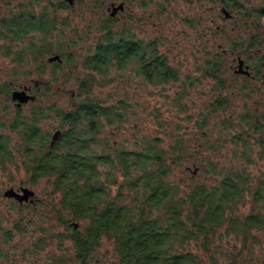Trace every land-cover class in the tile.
Wrapping results in <instances>:
<instances>
[{"label": "trees", "instance_id": "16d2710c", "mask_svg": "<svg viewBox=\"0 0 264 264\" xmlns=\"http://www.w3.org/2000/svg\"><path fill=\"white\" fill-rule=\"evenodd\" d=\"M212 1L219 2L223 18L225 10L233 15V6L248 20L247 24L253 20L248 50H255L256 57H249V64L239 39H234L229 40L231 51L248 63L249 74L236 71L239 61L235 69L229 68L223 49L203 63V74L215 82V96L197 120L205 139L198 145L212 154L227 150L231 158L226 163L212 160L209 155L201 163L194 160L193 169L201 170L200 174L193 173L182 158L188 152L183 137L167 145L162 138L154 137L134 148L108 143L106 137H100L105 126L126 121L131 107L127 95L114 99L96 93V87L115 80L110 76L113 70L120 73L133 68L155 85L180 79L179 69L161 51L158 39L137 40L129 25L117 29L118 19L112 13L103 14L100 36L79 64L78 57L62 40H48L58 27L63 35L68 21L59 20L55 7L23 11L19 19L0 30V35L9 40L2 47L5 55H13L22 67L34 65L40 76L51 68L54 83L59 84L64 75V83L75 85L70 106H64L46 100L51 89L43 77L33 86L23 84L35 94V105L30 113L18 107L14 117L2 122L3 130L8 132H0V165L6 169L20 163L27 174L23 183L30 187L47 179L54 196V213L65 227L56 234L58 241L68 239L73 243V257L78 264H109L93 260L104 238L114 243L116 258L110 264H204V258L190 249L191 243L209 252L223 234L241 238L243 248L260 243L257 235L264 234V175H254L250 167L264 158V100L253 98L264 88V31L256 27V23L261 25L264 8L248 10L237 0ZM96 5L104 6V2L95 1L94 8ZM36 32L40 38H29ZM14 42L22 45L14 48ZM74 42L70 40L69 44ZM57 54L60 60L50 62L49 58ZM46 55H50L48 60ZM79 66L89 71L74 77ZM229 74L242 78L237 90L231 89ZM11 88L9 82L0 84V93L7 96ZM242 94L247 99L237 112L235 101ZM40 99L43 102H38ZM45 120L51 125L48 128L43 127ZM9 132L17 135L16 141ZM183 168L191 170L194 177L178 176ZM34 202L43 203L39 198ZM247 202L252 204V211L239 213ZM20 228L17 224L16 229ZM5 234L7 239L12 237L10 231ZM39 240L45 242L46 237ZM40 246L39 242L34 244L36 249ZM65 260L58 257L46 264H71ZM210 264L222 263L211 254Z\"/></svg>", "mask_w": 264, "mask_h": 264}, {"label": "rangeland", "instance_id": "374dc122", "mask_svg": "<svg viewBox=\"0 0 264 264\" xmlns=\"http://www.w3.org/2000/svg\"><path fill=\"white\" fill-rule=\"evenodd\" d=\"M95 1L106 3L104 6L96 5L95 9ZM110 1L84 0L73 9L59 10L56 12L59 20L62 18L68 20L63 29L64 33L61 35L58 27L48 40L53 42L62 40L81 64L87 49L94 46L100 36L98 28L101 24V15H109L110 10L107 6ZM120 2L116 0V6ZM237 2L248 10L264 8V0ZM232 13L233 17L230 19L223 18L219 2L212 0H126V9L119 13L116 28L119 29L118 27L123 24L129 25L137 40L158 39L161 51L168 56L171 64L179 69L180 79L168 84L155 85L139 76L133 68L120 73L113 70L110 76L115 80L96 87V93L102 98L111 95L114 99L119 95H127L131 107L126 121L114 127L105 126L100 137H106L108 143H121L129 148H134L137 144L143 146L145 140L154 137L162 138L164 145L183 137L188 144V152H185L182 158L186 165L191 166L192 171L193 161L201 163V159L208 158V155L212 160H220L223 163L230 160L231 153L227 150L212 154L205 148L201 149V145L198 144L204 143L205 139L197 128V120L215 96L214 80L202 72L206 58L221 53L223 49L226 52L228 67L233 69L232 64L236 55L231 51L229 40L234 39H239L249 64L252 61L249 57L252 59L256 57L255 50H248L250 43L248 35L253 31V20L249 19L251 23L247 24L248 20H245L240 11L233 6ZM256 27L264 31V17H261V25L256 23ZM31 37L40 38L37 32L31 33L29 38ZM70 40L75 42L69 44ZM7 43L9 40L0 35V84L9 82L12 86L7 96L3 92L0 93V132L5 133L8 131L3 130V121L14 117L18 107L23 106L24 112L30 113L35 105V94L30 88L26 91L33 98L23 102L13 98V91L26 88L23 84L33 86L36 80L43 77L50 82L51 89L49 93L47 91L46 100H56L64 106H70V98L74 96L76 90L72 83H64V75L61 76L59 84L52 82L51 68L45 75L40 76L35 73L34 65L32 68L28 64L22 67L14 60L13 55L4 54L2 47ZM12 44L17 48L19 42ZM49 56L46 55L45 59L48 60ZM64 64L68 72L67 62ZM78 69L74 77L79 74L85 75L88 70L85 71L82 66ZM228 79L231 89L237 90L242 84L241 77L236 79L229 74ZM254 82L261 84V80ZM261 89L263 90L254 94L253 98L264 100V88ZM42 93L46 94L44 91ZM238 96L235 101L237 112L243 109L244 99H247L244 94ZM38 102L43 100L40 99ZM215 119L218 120V117H212V120ZM42 124L45 128L51 126L46 120ZM52 124L55 125L56 122L53 121ZM9 133L13 141H16L17 135ZM19 164H11L6 169L0 165V252L4 253L0 256V264H46L58 257L66 259V263L78 264L79 261L73 257L75 251L73 243L68 239L63 243L58 241L56 234L65 231V227L59 223L54 213L51 204L54 196L46 178L33 187L28 186L35 192L28 200H24L31 202L29 204L23 205L24 201L5 194L10 188L18 191L20 186L27 187L23 183L27 181V174ZM191 170L183 168L182 173L178 171L180 174L178 176L190 179L194 177ZM250 170L254 175H264V158L257 159ZM197 172L200 174L202 171ZM35 197L36 201L39 198L43 203L36 205ZM251 205L247 202L240 207L239 213H249L252 211ZM73 223L78 225L77 221ZM17 224L21 226L20 229H16ZM7 231L12 233L10 239H7L5 234ZM257 236L261 238L258 239L260 243H254L250 249L243 248L241 238L227 234H223L222 238L218 237L209 252L197 243H191L190 249L204 258V264H210L211 254H214L222 264H264V234ZM41 237H46V241L40 242ZM36 242L41 244L40 249L34 247ZM93 256L95 257L93 260L101 259L106 263H112L116 258L113 241L104 238Z\"/></svg>", "mask_w": 264, "mask_h": 264}, {"label": "flooded vegetation", "instance_id": "af4514ba", "mask_svg": "<svg viewBox=\"0 0 264 264\" xmlns=\"http://www.w3.org/2000/svg\"><path fill=\"white\" fill-rule=\"evenodd\" d=\"M84 0H73V2H70L68 0H0V30L4 29V26L6 24H9L10 22L15 21V19H19V15L23 11H42L45 7H55L56 11H64L68 9V6L75 7L79 4H82ZM120 3H124V9H119L114 17L118 19L119 13L126 9V0H120ZM106 3V2H104ZM116 0H111L110 4L107 6V9L110 10L111 14L114 10V7L116 6ZM37 9V10H36ZM38 13V12H37ZM233 16V15H232ZM230 14L226 15L225 18L230 19L232 17ZM240 57V56H239ZM238 56H236L233 60L232 67L235 69L238 65V61L240 59ZM248 63H245L244 66H246ZM24 186H20L18 191H22V188ZM28 187V186H27ZM36 197L34 198V200ZM24 203H31L29 201H24Z\"/></svg>", "mask_w": 264, "mask_h": 264}, {"label": "water", "instance_id": "95a60500", "mask_svg": "<svg viewBox=\"0 0 264 264\" xmlns=\"http://www.w3.org/2000/svg\"><path fill=\"white\" fill-rule=\"evenodd\" d=\"M70 2H73V0H68ZM119 9H124V3H120L118 6H115L114 7V10L112 12V15L116 14V12L119 10ZM225 13L226 15H229L230 13L225 10ZM50 61H54V60H60V55H54V56H51L49 58ZM245 64V61L243 59H240L239 61V65H238V68L236 69L237 72H243V73H248L249 74V67L248 66H244ZM28 87H26L24 90H15L13 91V98L14 99H17L19 100L20 102H23V101H26L28 100L29 98H33V96L29 95L27 93V90ZM58 133L59 132H56V134L54 135V138H56L58 136ZM198 170L197 169H194L193 170V173H196ZM6 195H9V196H14L15 198H17L19 201H24V200H28L29 197L31 195H34L35 192L34 190L28 188V187H23L22 188V191H16L14 188H10L6 191L5 193Z\"/></svg>", "mask_w": 264, "mask_h": 264}]
</instances>
